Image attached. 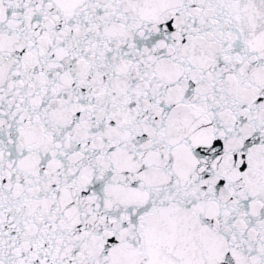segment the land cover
I'll return each mask as SVG.
<instances>
[{"label": "snow or ice", "instance_id": "6c2138e0", "mask_svg": "<svg viewBox=\"0 0 264 264\" xmlns=\"http://www.w3.org/2000/svg\"><path fill=\"white\" fill-rule=\"evenodd\" d=\"M0 264H264V0H0Z\"/></svg>", "mask_w": 264, "mask_h": 264}]
</instances>
